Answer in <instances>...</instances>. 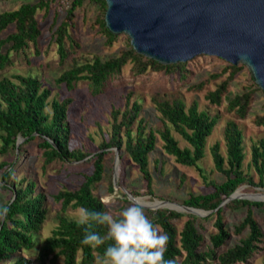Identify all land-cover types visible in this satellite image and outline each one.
<instances>
[{
  "label": "trees",
  "instance_id": "16d2710c",
  "mask_svg": "<svg viewBox=\"0 0 264 264\" xmlns=\"http://www.w3.org/2000/svg\"><path fill=\"white\" fill-rule=\"evenodd\" d=\"M61 1L37 0L22 3L11 11L0 12V155L9 152L22 155L25 146L32 144L38 150L44 168L53 164L63 165L68 170L77 167L83 169L82 179L78 180L74 190L44 191L29 176L28 168L17 179V161L0 163V170L6 167L1 174L5 184L2 188L11 194V199L2 205L10 210L5 218L0 219V264H101L104 249L111 243L106 228L94 226L91 229L105 237L104 245L96 248L83 245L84 226L70 218L67 210L85 207L93 211H106L93 190L102 180L105 157L114 149L119 151L120 166L123 157L127 156L138 167L145 183L142 193L135 190H129V193L135 197L152 196L148 155L155 148L156 136L162 142L163 151L173 157L177 164L197 169L205 185L203 193L189 194L182 205L210 212L206 219H200L193 214L168 209H145L146 215L160 228L161 233L168 235L165 258L174 259L175 264H249L254 256L264 250V227L254 215L256 210L264 220V202L235 199L220 208L218 206L240 187L264 189V140L260 139L250 146L248 168L257 177L255 181L253 174L243 170V134L234 121H227L222 130L225 157L218 142L210 147L213 171L225 177L224 181L216 182L210 177L211 173H206L198 163L205 157L206 142L217 125V116L199 110L194 100L187 105L177 93L157 87L150 92V102L159 114L154 128H150L141 117L142 104L132 99L134 92L129 91L124 97L123 107L111 106L109 119L103 123L106 134L95 149H70L68 120L73 99L66 97L49 101L51 90L43 87V76L70 92L79 84H85L89 98L104 99L112 81L123 75L127 65L133 77L157 73L185 80L191 71L187 68L190 61L161 65L136 53L126 36L111 35L104 22V0H70L61 24L57 27L53 24L49 28L55 61L40 65L39 71L32 72L29 59L32 56L37 58L42 52L49 53L47 49L41 50L42 30L37 13L45 11L44 21L50 5H58ZM89 5L94 6L95 13L88 28L95 36L104 38V47L111 49L121 37L125 38L124 45L115 54L100 55L88 51L74 37L72 31L77 28L79 12ZM18 61L27 64L25 73L9 77L5 71ZM243 70L252 81L245 66L226 63L221 72L189 85L188 90L201 91L210 81L227 72L225 80L214 91L206 90L204 96L210 105L218 106L228 84ZM252 86L255 90L246 89L241 94L226 97L228 112L240 119L247 115L253 94L259 92L264 95L254 83ZM255 122L259 126L264 125V116L258 117ZM96 124L102 130L101 124ZM173 133L178 134L188 147L181 148ZM19 138L23 142L18 146ZM72 162L82 163L74 167ZM24 163L22 169L26 168ZM90 163L93 169L87 172L84 168ZM121 183L122 177L119 175L118 184ZM109 191L114 192L112 183ZM48 198L56 204L52 216L47 207ZM225 210L245 211V216L233 225L232 230L225 223ZM48 219L56 226L50 236L42 239L41 230ZM205 220H212L213 228L203 233L202 222ZM179 223H182L180 228L177 227ZM232 235L238 236V239L235 244L229 245Z\"/></svg>",
  "mask_w": 264,
  "mask_h": 264
},
{
  "label": "rangeland",
  "instance_id": "374dc122",
  "mask_svg": "<svg viewBox=\"0 0 264 264\" xmlns=\"http://www.w3.org/2000/svg\"><path fill=\"white\" fill-rule=\"evenodd\" d=\"M37 0H0V12L11 11L16 9L22 3H33ZM70 0H62L58 5L51 4L46 19L43 21V16L46 15L45 11L37 13V19L40 23L42 30V37L40 40L41 50H48L49 53H41L37 58L31 57L29 59L32 67V72L39 71L40 65L47 62L55 61V55L52 52L53 46L50 44L52 32L50 26H59L66 16L67 9L70 6ZM86 6V4H85ZM95 9L93 5L81 8L77 20V28L72 33L77 39L81 47L88 51L100 55L115 54L119 47L124 45L125 38L121 37L114 46L109 49L104 47V38L95 36L88 28V23L94 16ZM123 35V34H122ZM125 36V35H124ZM226 62L211 56H199L188 64V69L191 71L185 80L174 78L172 76H165L163 74L151 73L146 76L133 77L128 71L129 65L125 68V72L118 78H115L106 91L104 99L88 97V90L85 84H79L78 87L70 92L64 86H56L51 79L43 76V87L50 88L51 95L49 101L53 99H63L71 97L73 104L69 110L68 124L70 126L69 135V148H89L95 149L102 141L106 131L104 122L109 119V111L112 105L123 107L124 97L129 92H134L132 99L138 100L142 104L141 117L148 123L150 128H154L159 119L158 112L154 109L150 102L151 89L163 87L169 92H175L181 97L188 105L192 100L196 101L199 110L209 111L212 115H216L217 125L215 126L211 136L207 139L205 146V157L198 164L205 170L206 173H211V178L216 182L224 181L225 177L222 174L214 172L212 157L210 154V147L215 143L220 144L221 154L225 157L226 149L223 141L222 130L225 123L229 120L234 121L240 128L244 138V153L245 161L243 170L254 175L255 181L257 177L252 169L248 168L250 160V146L253 142L260 139L264 140V125H257L256 120L258 117L264 116V95L255 92L253 94V101L249 107L247 115L240 119L234 113H230L226 109L227 99L236 94L243 93L246 89H253L252 81L246 70L241 71L234 79L228 84L227 91L222 96L220 105H210L204 96L206 90L214 91L216 86L228 76V73L222 74L218 79L210 81L203 90L194 92L189 91L188 86L199 82L203 78L208 77L210 74L219 73L222 71ZM27 64L24 61H18L14 66L8 67L5 71L10 77L13 74H24ZM247 69V68H246ZM248 71V70H247ZM251 76V75H250ZM252 79V78H251ZM255 84V83H254ZM256 85V84H255ZM49 110V107L47 108ZM96 123H100L103 127L100 130ZM174 138L178 141L181 148L188 147V145L181 139V137L173 133ZM23 139L19 138L17 145H21ZM105 158L103 177L102 180L94 187L93 194L100 199L104 204L105 210L112 214L114 217L119 218L122 211L129 206L130 202L127 196L129 190H135L142 193L145 190V183L141 177L138 167L132 163L127 156L123 157L122 166L119 164V151L117 149L111 150ZM90 159V157H88ZM17 161L15 166L16 177L19 179L26 169H29V176L35 181L37 187L42 188L44 191L57 192L63 189L74 190L77 187L78 180L82 179V170L78 166L82 162H72L71 165L75 167L73 170H68L65 166L50 165L46 168L43 167L40 154L36 147L32 144L25 146V152L22 155L13 154L9 152L7 155H0L1 162ZM25 162V163H24ZM22 163L26 168L22 169ZM6 169L4 167L0 170V206L4 205L11 199V194L2 188L4 180L2 173ZM87 172L93 169L92 164L86 165L84 168ZM148 169L152 176V196H139L142 197V203L148 206L154 205L159 201H168L182 205V201L188 197L189 194H200L205 191V185L200 173L193 167L182 166L174 161V158L166 154L162 149V142L156 136L155 148L148 155ZM213 171V172H212ZM119 175L122 177V183L118 184ZM110 183L114 185V192L109 191ZM9 185V184H7ZM125 194V197L123 194ZM239 193L244 196H252V198L264 199V189L250 188L243 186L239 188ZM135 197V196H133ZM138 197V196H136ZM167 198L161 200L160 198ZM47 207L49 215L52 216L56 210V204L50 198L47 199ZM186 213V212H180ZM188 214V213H186ZM67 215L70 218L78 220L79 209H68ZM254 215L261 227H264V220L261 219L260 213L254 210ZM209 213H204V216H198L200 219H206ZM245 216V211H230L225 210L224 219L227 227L232 230L235 223ZM185 220V218L182 220ZM182 223L177 224L180 228ZM204 232L210 231L213 227L212 220H205L202 222ZM56 224L48 219L42 227V239L50 236L51 231L55 228ZM158 231L161 232L158 227ZM238 236L232 235L229 239V245L237 242ZM264 249V243L262 244ZM249 264H264V250L254 256Z\"/></svg>",
  "mask_w": 264,
  "mask_h": 264
},
{
  "label": "water",
  "instance_id": "95a60500",
  "mask_svg": "<svg viewBox=\"0 0 264 264\" xmlns=\"http://www.w3.org/2000/svg\"><path fill=\"white\" fill-rule=\"evenodd\" d=\"M104 1L106 29L113 36L125 35L136 53L161 65L186 63L200 55L243 65L264 93V0ZM126 193L131 202L134 197ZM235 199L264 202L237 189L218 208ZM145 209L210 213L168 201Z\"/></svg>",
  "mask_w": 264,
  "mask_h": 264
},
{
  "label": "clouds",
  "instance_id": "9594fccd",
  "mask_svg": "<svg viewBox=\"0 0 264 264\" xmlns=\"http://www.w3.org/2000/svg\"><path fill=\"white\" fill-rule=\"evenodd\" d=\"M142 197L131 198L119 218L108 211H93L85 207L79 209L78 223L84 226L83 245L96 248L105 243V237L91 230L94 226H104L111 243L105 247L101 264H175L174 259H166L168 235L158 231L145 213ZM8 206H0V219L7 216Z\"/></svg>",
  "mask_w": 264,
  "mask_h": 264
},
{
  "label": "bare ground",
  "instance_id": "6f19581e",
  "mask_svg": "<svg viewBox=\"0 0 264 264\" xmlns=\"http://www.w3.org/2000/svg\"><path fill=\"white\" fill-rule=\"evenodd\" d=\"M240 194V193H239Z\"/></svg>",
  "mask_w": 264,
  "mask_h": 264
}]
</instances>
